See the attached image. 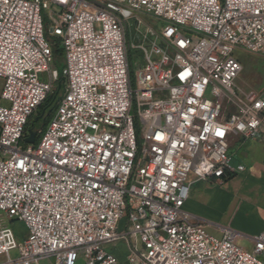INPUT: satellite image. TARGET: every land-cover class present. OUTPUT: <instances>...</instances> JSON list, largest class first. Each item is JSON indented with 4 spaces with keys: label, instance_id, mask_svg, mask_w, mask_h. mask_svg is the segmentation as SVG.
Returning <instances> with one entry per match:
<instances>
[{
    "label": "built area",
    "instance_id": "obj_1",
    "mask_svg": "<svg viewBox=\"0 0 264 264\" xmlns=\"http://www.w3.org/2000/svg\"><path fill=\"white\" fill-rule=\"evenodd\" d=\"M46 18L66 87L35 145L28 122L59 78ZM237 51L264 56V0H0V264H264V231L246 249L184 210L194 183L245 170L236 139L264 143V92L237 84Z\"/></svg>",
    "mask_w": 264,
    "mask_h": 264
},
{
    "label": "rangeland",
    "instance_id": "obj_2",
    "mask_svg": "<svg viewBox=\"0 0 264 264\" xmlns=\"http://www.w3.org/2000/svg\"><path fill=\"white\" fill-rule=\"evenodd\" d=\"M47 15L52 16L56 23V14L54 11H48ZM141 18L145 20V22L156 31H158L163 25V22L154 18L144 16H142ZM236 57L243 65V71L237 80V84L242 87V89L247 91L256 90L258 92H264V56L251 54L245 51H237ZM51 69H56L60 72L58 66L54 61L51 63ZM64 71L65 66L61 69L63 75ZM41 79L47 81L48 75L43 74L41 76ZM56 82H54L53 91H55L57 88ZM3 84L4 80L0 78V104H4V102L1 100ZM41 138L42 134L37 136L35 145H37L41 141ZM232 152L236 153V149H233ZM235 163L236 162H234L233 164ZM216 188L217 191L221 193L220 197L223 198V200H219L218 196L213 195V190L203 189L199 187L195 197L192 200V210L198 214L203 215L209 220L241 227L244 231H254L262 226V208L260 205L250 203L249 200L244 198L237 199L235 194H233V190L230 185H224L222 187L217 185ZM201 197H203V199H199ZM122 224H124V221L122 222ZM6 225L14 230L18 242H23L27 237L28 230L25 223L21 221L8 220L6 222ZM238 243L246 249H250L251 247V244L246 240H240L238 241ZM118 249V254L122 256H126L128 254L124 242L118 243ZM10 256L14 260L17 259L19 257V251H11ZM5 261H7V257L0 256V262L3 263ZM38 264H53V260L45 259L40 261Z\"/></svg>",
    "mask_w": 264,
    "mask_h": 264
},
{
    "label": "crops",
    "instance_id": "obj_3",
    "mask_svg": "<svg viewBox=\"0 0 264 264\" xmlns=\"http://www.w3.org/2000/svg\"><path fill=\"white\" fill-rule=\"evenodd\" d=\"M233 149H236V153L232 152ZM230 153L233 155L232 164L236 162L233 166L243 165L245 170L237 173L222 185L207 181L194 183L191 186L190 197L184 210L191 214L197 222L203 224L211 234L221 236L226 229H232L238 234V241L246 240L252 247V238L264 231V143L255 140L236 139L231 145ZM217 185L220 187L230 185L237 199L244 198L249 200L250 203L260 205L262 208V226L254 231H244L241 227L214 222L194 212L192 210V200L199 187L213 190V195L218 196L219 200H223L220 197L221 193L217 191ZM199 199H203V197Z\"/></svg>",
    "mask_w": 264,
    "mask_h": 264
},
{
    "label": "trees",
    "instance_id": "obj_4",
    "mask_svg": "<svg viewBox=\"0 0 264 264\" xmlns=\"http://www.w3.org/2000/svg\"><path fill=\"white\" fill-rule=\"evenodd\" d=\"M49 29H50V23L48 21V18H46L45 21V34L47 38L50 40L52 44V50H53V55H54V62L58 66L60 72H59V78L57 80V88L55 91H53L47 98V100L37 109L35 114L30 118L27 128H26V133H29L30 131L33 132H38L40 131L41 133H38V135H41L44 130L47 128L53 113L55 112L57 105H58V100L60 97L63 95L65 87H66V81H64V75L61 72V69L64 67V51L63 48L60 45V40L57 38H52L50 37L49 34ZM138 52L135 50H130L129 51V58L131 64L134 62L135 55ZM41 117L44 119V123L41 127H38V122L41 119ZM123 264H127L126 262H122Z\"/></svg>",
    "mask_w": 264,
    "mask_h": 264
},
{
    "label": "water",
    "instance_id": "obj_5",
    "mask_svg": "<svg viewBox=\"0 0 264 264\" xmlns=\"http://www.w3.org/2000/svg\"><path fill=\"white\" fill-rule=\"evenodd\" d=\"M65 81V78H64ZM37 139V132L30 131L29 132V137L26 139L27 143L33 144L36 142Z\"/></svg>",
    "mask_w": 264,
    "mask_h": 264
},
{
    "label": "flooded vegetation",
    "instance_id": "obj_6",
    "mask_svg": "<svg viewBox=\"0 0 264 264\" xmlns=\"http://www.w3.org/2000/svg\"><path fill=\"white\" fill-rule=\"evenodd\" d=\"M44 123V119L41 117V119L39 120V122H38V127H40L42 124Z\"/></svg>",
    "mask_w": 264,
    "mask_h": 264
}]
</instances>
